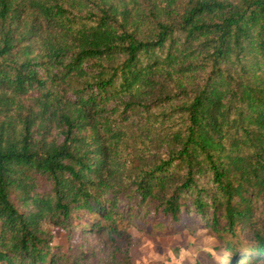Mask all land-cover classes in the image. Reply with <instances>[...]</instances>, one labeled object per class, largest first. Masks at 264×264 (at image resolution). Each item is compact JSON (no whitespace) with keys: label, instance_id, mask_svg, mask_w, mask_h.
<instances>
[{"label":"trees","instance_id":"trees-1","mask_svg":"<svg viewBox=\"0 0 264 264\" xmlns=\"http://www.w3.org/2000/svg\"><path fill=\"white\" fill-rule=\"evenodd\" d=\"M167 220L264 264V0H0V264Z\"/></svg>","mask_w":264,"mask_h":264},{"label":"rangeland","instance_id":"rangeland-1","mask_svg":"<svg viewBox=\"0 0 264 264\" xmlns=\"http://www.w3.org/2000/svg\"><path fill=\"white\" fill-rule=\"evenodd\" d=\"M120 228L129 234L128 239L113 241L105 233L96 235L90 239L92 253L76 264L227 263L223 242L200 226H173L167 220L145 225L137 222ZM53 243L65 250L68 240L62 229H55Z\"/></svg>","mask_w":264,"mask_h":264}]
</instances>
